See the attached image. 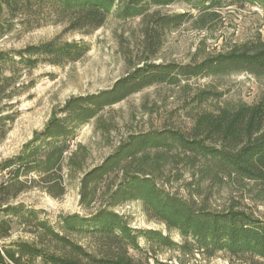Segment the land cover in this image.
Returning a JSON list of instances; mask_svg holds the SVG:
<instances>
[{"label": "trees", "instance_id": "1", "mask_svg": "<svg viewBox=\"0 0 264 264\" xmlns=\"http://www.w3.org/2000/svg\"><path fill=\"white\" fill-rule=\"evenodd\" d=\"M254 3L0 0V40L17 26L30 32L49 24H66L71 31L92 33L110 16L122 21L140 19L142 31L141 53L124 77L108 90L69 98L19 156L0 164V175L8 174L0 183V239L10 236L9 221L2 217L24 224L36 222L43 240L61 251L58 255L44 245L37 248L20 243L0 246V264H22L24 255L41 258L47 264H149L154 246L185 255L207 254L209 258L223 252L232 260L264 264V220L241 211L238 205L216 210L208 205V197L197 200L208 194L207 186L227 185L264 199V100L257 107L230 103L221 107L222 133L214 142H210L214 118L203 114L189 135L172 129L129 133L113 153L89 169L87 148L78 145L73 149L83 127L95 122L103 134L110 133L114 124L103 120V112L153 86H183L186 90V84L194 79L242 73L264 77V35L256 43L238 45L189 64L156 62L171 32L186 24L199 31H215L230 6L244 8ZM177 4L188 9L175 14L159 11ZM89 50L84 43L53 40L22 50L0 51V144L17 120V113L8 112L25 92L20 83L24 72L41 64L61 66L77 61ZM65 169L71 179L79 177V204L85 214L59 216L53 226L35 211L10 204V200L32 189L43 190L53 199L64 197ZM181 182L185 190H191L188 198L172 190L173 184ZM129 203H140L149 219L177 231L183 243L160 231L132 228L129 219L117 212ZM74 237L88 240V246L76 243ZM141 240L149 246L147 250Z\"/></svg>", "mask_w": 264, "mask_h": 264}, {"label": "rangeland", "instance_id": "2", "mask_svg": "<svg viewBox=\"0 0 264 264\" xmlns=\"http://www.w3.org/2000/svg\"><path fill=\"white\" fill-rule=\"evenodd\" d=\"M187 9L186 5L177 4L159 11L162 14H175ZM263 35L264 0H255L254 4L244 8L230 6L224 12L223 23L215 31H199L186 24L171 32L156 62L189 64L194 60L200 61L208 56L229 52L238 45L256 43ZM53 40L60 43H84L90 50L77 61H66L61 66L41 64L33 71L24 72L20 83L24 85L25 92L9 109L8 113H17V120L0 144V164L19 156L69 98L108 90L135 66L141 53V20L122 21L110 16L101 29L92 33L86 30L71 31L66 24H49L30 32L17 26L0 40V51L22 50ZM186 86V90L183 86H153L106 109L102 115L103 120L114 124L110 133L103 134L96 128L95 122L83 127L73 142V149L76 150L78 145L87 148L90 157L86 169L98 165L113 153L129 133L172 129L189 135L195 128L196 119L203 114L214 118L210 123L213 137H210V142H214L220 139L222 133L219 124L221 107L228 103L257 107L264 100V77L246 73L194 79ZM7 178L6 172L0 175V183ZM186 178V181H190ZM64 179L67 193L60 199L51 198L43 190L32 189L10 200V204L23 205L27 210L35 211L40 219L53 226H56L59 216L85 214L79 204V177L71 179L65 169ZM184 185L183 182L175 183L172 190L188 198L191 190H185ZM206 189L208 194L197 198L198 202L208 197V205L216 210L238 205L241 211L264 220V199H257L255 194L237 191L230 185L207 186ZM117 212L126 216L134 229L160 231L176 243H183L177 231H170L166 225L149 219L140 203L126 204L117 208ZM2 218L9 221L7 226L10 228V236L0 239V246L9 247L20 243L39 248L44 245L50 252L61 253L54 243L43 240L36 222L24 224L17 219ZM73 240L84 247L89 243L81 238L74 237ZM141 245L146 250L149 247L142 240ZM154 251V258L149 260V264H250L246 259L232 260L223 252L209 258L207 254L185 255L181 251L160 246H154ZM21 262L47 264L43 259H33L29 255L22 256Z\"/></svg>", "mask_w": 264, "mask_h": 264}]
</instances>
